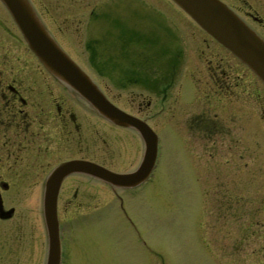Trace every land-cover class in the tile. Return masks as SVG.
Here are the masks:
<instances>
[{"label": "flooded vegetation", "instance_id": "af4514ba", "mask_svg": "<svg viewBox=\"0 0 264 264\" xmlns=\"http://www.w3.org/2000/svg\"><path fill=\"white\" fill-rule=\"evenodd\" d=\"M26 1L44 31L97 85L103 97L155 132L158 151L162 130L166 142L179 149L200 136L212 135L221 146L222 124L236 104L234 96L245 84L234 82L242 81L235 74L243 65L200 28H192L200 35L196 41L191 31L181 35L173 24L167 28L169 33L160 30V42L153 45L150 41L146 46L132 42L125 36L127 32L118 35L124 24L120 12L117 18L91 11L92 0ZM218 1L264 44V0ZM86 7L90 11L81 12ZM112 19L117 24L110 28L104 22ZM9 25L0 27V257H26L29 264H70L74 249L83 242L81 237L92 235L89 230L94 220L102 224L97 231L103 246L108 238L116 251L128 256L133 252L132 258H137L140 244L152 253L140 239L139 224L128 215L127 206L134 205L135 195L150 182L157 158L145 182L134 187H111L80 171L49 181L55 168L72 161L95 164L119 176L133 174L141 164L143 141L134 129L109 123L64 89L31 54L12 20ZM132 28L134 33L141 32L138 26ZM126 38L129 45L123 50L121 40ZM68 48L79 51V56ZM125 53L132 58L125 59ZM161 62L169 67L166 81L158 68ZM243 67L241 75L248 74L249 69ZM222 182V204L229 211L230 198ZM48 191L52 196L55 191L54 199H49L51 207L45 204ZM108 207L122 213L123 219H116L119 223L109 221ZM44 208L54 211L51 229L58 237L54 246ZM95 210L100 213H93ZM240 219L237 233L241 241L248 240L243 237L249 229L247 220ZM234 226L235 222L227 225L230 236L235 233ZM119 243L121 249H116ZM230 246L236 251L233 242ZM50 249L52 262L48 259Z\"/></svg>", "mask_w": 264, "mask_h": 264}, {"label": "rangeland", "instance_id": "374dc122", "mask_svg": "<svg viewBox=\"0 0 264 264\" xmlns=\"http://www.w3.org/2000/svg\"><path fill=\"white\" fill-rule=\"evenodd\" d=\"M92 1L91 11L108 13L110 17L116 15L117 18L120 12L124 24L118 35L127 32L125 36L132 42L141 45L147 43L146 46H149L151 41L154 45L161 41L160 30L169 33L167 28L173 24L181 35L191 31L192 40H200L199 32L194 30L195 24L169 0ZM122 2L123 6L120 7ZM89 9L86 7L81 12H88ZM10 19L0 2V27H10ZM113 21L116 19H112V22L105 20L104 23L111 28L117 24H113ZM136 26L141 31L136 32L139 34L132 31V27ZM149 32H154L153 36ZM2 35L0 31V37ZM121 42L125 50L129 45L127 38ZM68 49L71 54L79 56V51ZM129 56L132 58L129 53L123 55L125 59ZM239 66L241 68H236L235 75L240 76L242 81L236 79L234 82L237 86L240 82L245 84L234 96L236 104L222 124L221 146L214 135L211 138L199 135L200 140L190 145L184 144L185 149H179L166 142L164 130L159 133L160 153L155 172L150 182L144 184L139 194L135 195L134 205L127 206L128 215L139 224L140 239L150 247L152 253L140 244L137 258H132L133 252L130 251L132 254L128 256L121 253L122 250L116 251L114 243H108V238L106 246H103L101 234L97 231L102 224L93 219L92 230H89L92 235L81 237L83 242L74 249L70 264H264V85L250 72L241 75L245 70ZM158 68L162 70L165 80L169 67L161 62ZM221 182L228 190L229 211L222 204ZM114 202L111 206L115 205ZM95 212L100 213L98 210ZM105 212L109 214V221L123 219L122 213L110 207ZM69 213L73 215V212ZM225 215L230 217L225 219ZM240 218H245L249 227L243 236L248 238L243 240L246 243L237 233L236 225L239 227ZM229 222H235L232 236L228 233ZM231 242L236 251L230 248ZM121 245H116V249H121ZM80 247H83L82 250ZM3 262L27 264L28 258L0 257V264Z\"/></svg>", "mask_w": 264, "mask_h": 264}, {"label": "water", "instance_id": "95a60500", "mask_svg": "<svg viewBox=\"0 0 264 264\" xmlns=\"http://www.w3.org/2000/svg\"><path fill=\"white\" fill-rule=\"evenodd\" d=\"M174 5L182 10L191 20L201 28L205 33L212 37L216 43L246 66L254 76L264 85V45L249 29L242 25L237 17L223 7L217 0H170ZM7 8L14 24L19 28L21 37L31 53L38 59L41 66L53 78L63 85L67 91L70 90L76 94L78 99L89 105L95 113H98L105 120L115 123L116 126L133 128L139 133L144 141V151L141 164L133 174L117 176L115 173H109L105 169H99L94 164L62 163L51 174L49 181L53 178L61 179L66 174L73 171L85 172L86 174L97 177L101 181H106L111 187L128 186L134 187L143 183L155 163L156 138L152 131H149L144 124L137 122L131 116L108 102L103 93L97 89L96 84L74 64L68 55H65L58 45H56L51 36H49L40 25L38 17L35 16L26 0H0ZM48 181V182H49ZM52 186H50V189ZM57 188V187H56ZM56 190V189H55ZM55 191L53 192L54 196ZM46 202L50 206V195L48 191ZM54 199V198H53ZM53 200H51V203ZM44 217L49 227L48 236L51 244L57 243L56 231H52V221H54V211L44 208ZM54 249V248H53ZM51 255V249H50Z\"/></svg>", "mask_w": 264, "mask_h": 264}]
</instances>
